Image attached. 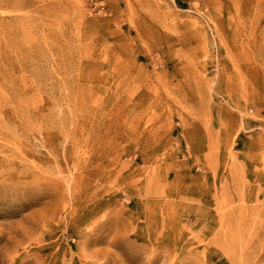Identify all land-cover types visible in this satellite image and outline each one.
<instances>
[{
    "label": "rangeland",
    "instance_id": "obj_1",
    "mask_svg": "<svg viewBox=\"0 0 264 264\" xmlns=\"http://www.w3.org/2000/svg\"><path fill=\"white\" fill-rule=\"evenodd\" d=\"M0 264H264V0H0Z\"/></svg>",
    "mask_w": 264,
    "mask_h": 264
}]
</instances>
